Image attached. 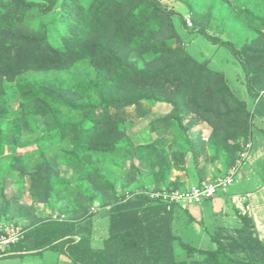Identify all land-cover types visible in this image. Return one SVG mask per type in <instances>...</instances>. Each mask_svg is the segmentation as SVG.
<instances>
[{"label": "trees", "instance_id": "1", "mask_svg": "<svg viewBox=\"0 0 264 264\" xmlns=\"http://www.w3.org/2000/svg\"><path fill=\"white\" fill-rule=\"evenodd\" d=\"M234 1L188 5L192 31L224 47L242 69L250 104L225 71L186 47L174 11L160 0H0V222L30 219L6 252L48 248L71 264H181L180 246L191 263L264 264V242L248 215L240 216L237 237L207 229L203 248L199 232H193L196 243L183 237L191 234L187 223L175 232L174 213L182 207L149 195L184 189L166 182L168 172L180 164L192 168L205 151L227 172L251 136L253 107L264 98V0ZM214 6L217 29L209 33L210 16L201 14ZM186 19L182 29L190 30ZM156 102L171 111L150 129L174 137L135 143L127 108L143 116V103ZM198 122L210 133L193 142L188 131ZM52 160L70 168V177ZM20 181L33 201L59 206L67 217H40L19 203L10 185ZM145 185L150 188L139 189ZM96 201L109 207L100 249L83 227L100 210Z\"/></svg>", "mask_w": 264, "mask_h": 264}, {"label": "crops", "instance_id": "2", "mask_svg": "<svg viewBox=\"0 0 264 264\" xmlns=\"http://www.w3.org/2000/svg\"><path fill=\"white\" fill-rule=\"evenodd\" d=\"M244 99L247 101V96ZM248 102L250 103V100ZM253 109L255 115L249 138L252 142L249 159L241 164L235 181L227 189L200 204H192L188 208L178 209L180 211L174 213L176 216L174 222L178 224V233H180L181 226L187 223L191 228V231L188 232L191 233V237L195 231L199 232L202 240L207 241L211 230L221 233L226 230L231 233V230L240 228L242 226L240 216L246 214L253 220L258 237L264 242V99H261ZM190 129L189 138L193 142H196L200 137L206 140L210 133V126L205 122H198ZM206 154H208L207 151L202 152L192 168L187 167V169L182 165L181 168L171 169L166 182H178L179 185L186 186L226 174L220 163L217 161L214 164L211 163ZM145 171L147 173L144 172V174L149 173L148 168ZM28 200L29 195H26L24 204H27ZM28 223L29 220L22 221V224ZM27 244L31 246L33 240L29 239ZM10 250L0 257V264H40V262L28 258L29 256L39 258L37 249Z\"/></svg>", "mask_w": 264, "mask_h": 264}, {"label": "rangeland", "instance_id": "3", "mask_svg": "<svg viewBox=\"0 0 264 264\" xmlns=\"http://www.w3.org/2000/svg\"><path fill=\"white\" fill-rule=\"evenodd\" d=\"M189 1L190 0H160L163 7H166L167 10L174 11L172 15L173 21L176 25L177 32H180V36L182 39L181 41H184V43L186 44V47H189L190 49L192 48L196 54H201L202 57L207 58L209 60V63L212 66L225 71L227 73V79L229 80L233 89L239 93L240 97H246L245 96L246 88L244 85V76H243L242 69L239 67L238 64L233 62V56L230 54V52H228L224 47H220L219 45L214 44L209 39V37L203 34L202 32H199L198 30L192 31L194 23L190 17V13H192L191 12L192 10L190 9L188 5ZM231 2L235 3L234 0H231ZM215 11H216L215 6H214V12H211V13H207V12L204 13V11L202 10L203 13L201 14V16L205 17V19H208V16H210L209 22L204 24L205 30L208 31L209 33H212L214 32V29L215 30L217 29L216 28L217 23L215 20H213L215 14L217 13V12L215 13ZM182 19L187 20V23H188L187 27L190 28V30L186 29L185 27L184 29H182V26H183ZM202 22L204 23V21ZM228 23H230L229 20L225 24V27H227ZM247 101H249L248 97H247ZM142 108L145 111V114L143 116L142 115L139 116L134 107L127 108L128 119L130 123L127 127V132L131 134L132 140L135 143H145V142L152 141V139H155L157 137L159 139L160 138L164 139V141L167 143L170 142L171 139L175 135L174 132L160 134L157 131L151 130L149 126L152 123V121H154L155 119L167 115L171 111V106L167 103L156 102L152 106H148V105H145V103H143ZM188 117H184V123L188 121L189 119ZM36 122L38 123V125L42 124V121L39 118L36 119ZM202 159L204 160V157H202ZM136 162L138 163V161ZM52 163L55 165V168L59 170V174L62 177H70L71 175L70 168L62 167L54 160H52ZM180 165H183V164H180ZM140 167L142 169L141 173L146 172L145 170L147 168L148 169L150 168L149 166H140ZM121 179H125V178H121ZM8 182L9 181H7V183ZM7 185L9 186V184ZM10 186L12 190L15 192L14 194H16L19 197V203L23 205H32V207H35V212L40 217H47V218L52 217L53 219H58V220L65 219L67 217L65 213L58 214L59 206L49 208L46 205H44L43 202L41 201H37V200L33 201L31 197H29L28 203L24 204L25 197L28 194V192H24L23 182L21 181L14 182L13 184L11 183ZM143 187H145L146 189L150 188L149 186L147 187V185H145L139 189L143 190ZM65 203H66V199H63L60 204L63 205ZM101 206H103L101 202L100 203L97 201L95 202L93 208L94 209L100 208L101 211L98 210V213H95L92 217H90V219H86V222L83 226L87 230L89 229L88 235L91 240V246L94 249H100L102 247L103 240L108 236V233H109V227H108L109 207L101 208ZM11 219H14V218H11ZM15 219H18V217H16ZM24 219L29 220L30 222V219L28 218H24ZM173 223H174V230L176 233H178V224L177 222H174V221ZM222 235H231V236L233 235V237L238 236L236 229L231 230V233L229 231L224 230ZM186 236L188 237L187 239L191 240V242L196 243L194 234L192 235V237H191V234L190 235L185 234V236L183 237H186ZM201 242H202L201 245L203 246L205 240H202ZM208 244L209 243L207 242L205 243V245H208ZM203 248L205 247L203 246ZM38 254L40 255L39 258L29 256L28 257L29 260H36L40 262V264H71L70 262H72L66 255H64V253L59 252V251L56 252L48 248H42L41 250H38ZM175 256H176L177 261H181V264L183 263L184 264H196V263H191V257H189L186 254L185 250H183L180 246H177L175 250ZM197 264H200V263H197Z\"/></svg>", "mask_w": 264, "mask_h": 264}, {"label": "built area", "instance_id": "4", "mask_svg": "<svg viewBox=\"0 0 264 264\" xmlns=\"http://www.w3.org/2000/svg\"><path fill=\"white\" fill-rule=\"evenodd\" d=\"M251 145L250 139L243 143V150L237 161L228 168L226 174L213 179L201 180L198 183L187 185L184 189L150 190V197L161 199L162 202L167 204H178L182 208H187L192 204H200L204 200L218 195L220 191H224L235 181V176L241 164L250 157ZM23 233L22 224H18L17 219L0 222V256L7 253V246L22 239Z\"/></svg>", "mask_w": 264, "mask_h": 264}]
</instances>
